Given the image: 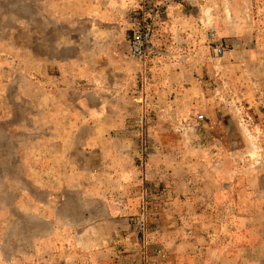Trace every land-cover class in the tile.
Segmentation results:
<instances>
[{
    "label": "rangeland",
    "instance_id": "obj_1",
    "mask_svg": "<svg viewBox=\"0 0 264 264\" xmlns=\"http://www.w3.org/2000/svg\"><path fill=\"white\" fill-rule=\"evenodd\" d=\"M151 2L140 60L129 39L149 15L144 0H0V264H264V0ZM45 65L54 76L71 65L54 110L102 116L94 150L89 122L47 133L74 119L40 114L32 80ZM75 65L93 83L75 80ZM62 141L69 169L84 172L79 188L52 177ZM109 158L137 179L117 191L108 252L109 228L96 222L109 218V183L91 172Z\"/></svg>",
    "mask_w": 264,
    "mask_h": 264
},
{
    "label": "crops",
    "instance_id": "obj_2",
    "mask_svg": "<svg viewBox=\"0 0 264 264\" xmlns=\"http://www.w3.org/2000/svg\"><path fill=\"white\" fill-rule=\"evenodd\" d=\"M99 14H101V12H99ZM99 20L95 22L96 26H93V29L96 30L97 36L101 34V31L103 30V27H104L101 24L102 22ZM52 66L53 65H45L44 78H37V75H35L34 80H32V83L34 84L35 89L38 87V90L42 92L40 96L42 98L39 99V101L38 99H35V98L34 100L35 102L37 101L39 103L40 102L44 103V105L41 106L42 108V110H40L41 115H44L47 118H54L55 116H59L61 119H66V117H68L67 119H72V121L74 119V123L71 125V127L70 125L66 126L63 121L60 122L59 125L57 124L54 126L46 125L45 127L48 129L47 133L49 135L60 134L63 136L65 134H68L69 132H77L81 128V126H84L86 123L89 122V124H92L93 126L94 135L88 141V148L90 150H94V147L96 146V119H101L102 116L99 115V112L98 113L97 112L88 113V111L82 112V115H76V113L75 114L65 113L63 109L60 110V108L59 109L57 108L58 105L56 106L54 110V107H53L54 103H63L64 101L67 100V98H65L66 91H64L65 88L63 90V87H65L66 84L70 80L68 77V73H69V69L71 68V65H55V69L57 71L56 72L57 74H55V76H54V72H52ZM75 67L76 68L72 69L74 71V74H72V77L75 78V80H78V78H81V79L84 78L86 79V81L88 80L89 83H93L91 82L90 77L88 75H85L86 68L84 67L81 68L80 65H75ZM37 68H38L37 65H35V68L33 69L35 74L38 73ZM108 70H109V77L113 79L114 78L116 79L117 72H120L118 74V77H120V75L122 74L121 68L120 69L109 68ZM100 71L101 70L99 69L96 70V83L98 81L101 82V80L104 79ZM57 87L58 88L60 87L59 88V90L61 91L60 93H56ZM79 121H80V125L75 127V125L79 124ZM53 127H55V129ZM50 141L52 142V140ZM65 144L62 141L59 144V147L55 149L54 148L50 149V157L52 158L53 152H55L54 156L58 159V164H60L59 170L57 169L58 166L56 165L54 166L53 164L51 165V167L54 166V168L56 169V173H57L55 176H52V177L56 179L58 176L60 178L58 182L60 183L59 185L61 186L62 189H65V186H67L68 188H70V186H74V188H79V186L82 185L81 184L83 182L82 180H84L83 178L84 172L81 170V166L79 165V163H75V162L74 164H71L72 167L69 169V162H68L69 152L67 149L68 145L66 146ZM102 163L103 164L96 169V175L93 172H91V174L94 178H96L97 182L101 181V179L103 178L109 183V188L107 191L105 190V195H104V197L107 198V199H104V204H105L104 211L109 214V218L108 220L104 221L105 224H101L100 221L96 222V228L98 227V229H100L101 226L103 225H106V227L109 228L108 233H109V237H111L109 239L110 241L108 243V249H107V251L109 252L113 248L111 247L112 245L111 241L114 239L113 235H116V227H115L116 218H114L115 216L113 215L115 214V210L117 208L116 206L117 203L115 202L117 191L119 190V187H122L124 191H126L128 189L127 183L128 184L132 183L135 179H137V175H135V172H134L135 167L133 164L125 163L124 165L123 164L118 165L116 160L111 159V158H109L108 160L104 159ZM121 166H125V168L122 171L126 172V174L119 173L118 167H121ZM131 166H132V169H131ZM129 172H132V174L131 175L128 174ZM52 177H51V181L53 180ZM148 178L149 177L146 176L147 180ZM72 181H75V182H72ZM100 197H101V187L96 186V198L99 199ZM101 213H102L101 201H98L96 202V214L100 215ZM110 214H113L112 215L113 217H111Z\"/></svg>",
    "mask_w": 264,
    "mask_h": 264
},
{
    "label": "built area",
    "instance_id": "obj_3",
    "mask_svg": "<svg viewBox=\"0 0 264 264\" xmlns=\"http://www.w3.org/2000/svg\"><path fill=\"white\" fill-rule=\"evenodd\" d=\"M144 6L143 10L145 12H149V15H144L143 18L136 24L129 39L130 54L140 60H144L146 58L154 35L153 21L151 20L150 15V12L153 11L151 0H144ZM213 36L214 34L211 32L210 37ZM214 51L218 54L223 53L225 51V45L222 42L216 43L214 45ZM199 118L201 119L202 115H200ZM142 226H145V222L143 220Z\"/></svg>",
    "mask_w": 264,
    "mask_h": 264
}]
</instances>
